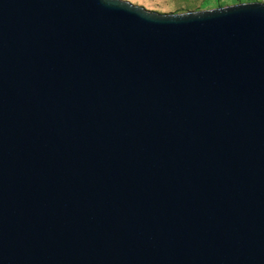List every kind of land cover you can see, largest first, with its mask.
<instances>
[{
	"label": "water",
	"instance_id": "obj_1",
	"mask_svg": "<svg viewBox=\"0 0 264 264\" xmlns=\"http://www.w3.org/2000/svg\"><path fill=\"white\" fill-rule=\"evenodd\" d=\"M0 264H264V2L0 0Z\"/></svg>",
	"mask_w": 264,
	"mask_h": 264
},
{
	"label": "crops",
	"instance_id": "obj_2",
	"mask_svg": "<svg viewBox=\"0 0 264 264\" xmlns=\"http://www.w3.org/2000/svg\"><path fill=\"white\" fill-rule=\"evenodd\" d=\"M131 2H134V4L136 3L137 5H141L143 7H145L146 9H150V10H154V11H157L158 10V7L161 6V5H166V4H173L175 6H179L180 8H184L185 10H181V11H193L195 9L197 10H200V9H209V7H221V6H225V5H231V4H236V2H233V3H227L226 1L227 0H220L218 2V5L217 6H207V7H203L201 5V2L203 0H195L194 3H196V7L195 8H192V9H188L186 8V3L191 1V0H129ZM244 1H259V0H238L237 3H241V2H244ZM181 5H178L180 4ZM196 11V10H195ZM159 12V11H158ZM179 11H176L174 13H177ZM163 13V12H161Z\"/></svg>",
	"mask_w": 264,
	"mask_h": 264
},
{
	"label": "rangeland",
	"instance_id": "obj_3",
	"mask_svg": "<svg viewBox=\"0 0 264 264\" xmlns=\"http://www.w3.org/2000/svg\"><path fill=\"white\" fill-rule=\"evenodd\" d=\"M219 1H220V0H203V1L201 2V5H202L203 7H207V6H217ZM259 1L264 2V0H259ZM194 2H195V0H191V1L187 2V3H186V8H188V9L195 8V7H196V3H194ZM220 2H221V1H220ZM226 2H227V3H233V2H236V3H237L238 0H227ZM244 2H247V1H244ZM133 3H134V2H133ZM135 4H136V3H135ZM178 5H181V3L178 4ZM209 8H213V7H209ZM205 9H206V8H205ZM181 10H185V9H184L183 7L180 8L179 6H175V5H173V4H166V5H161V6H159L157 11H159V12H163V13H174V12H176V11H179V12H177V13L185 12V11H181ZM195 10H197V9H195ZM195 10H193V11H195Z\"/></svg>",
	"mask_w": 264,
	"mask_h": 264
}]
</instances>
